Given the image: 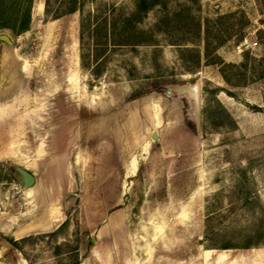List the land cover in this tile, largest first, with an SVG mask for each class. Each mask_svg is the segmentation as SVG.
<instances>
[{"label": "rangeland", "instance_id": "1", "mask_svg": "<svg viewBox=\"0 0 264 264\" xmlns=\"http://www.w3.org/2000/svg\"><path fill=\"white\" fill-rule=\"evenodd\" d=\"M148 3L0 0V264H264V0Z\"/></svg>", "mask_w": 264, "mask_h": 264}, {"label": "water", "instance_id": "2", "mask_svg": "<svg viewBox=\"0 0 264 264\" xmlns=\"http://www.w3.org/2000/svg\"><path fill=\"white\" fill-rule=\"evenodd\" d=\"M2 37L6 38L8 42H11L7 36L3 35ZM98 85H100V83ZM167 93H177L180 95L186 94L190 98V100L192 101V115L196 121L197 126L199 127L201 111V80L197 79L194 83L177 85L172 90H167ZM153 137H157L156 132L154 133ZM17 171L19 172L20 179L25 188H32L36 184V177L33 172L21 166H17Z\"/></svg>", "mask_w": 264, "mask_h": 264}, {"label": "trees", "instance_id": "3", "mask_svg": "<svg viewBox=\"0 0 264 264\" xmlns=\"http://www.w3.org/2000/svg\"><path fill=\"white\" fill-rule=\"evenodd\" d=\"M150 5H151V4L148 3V0H140V4H139V6H138L139 11L141 12V11H145V10H147V9L149 8ZM75 10H76V8L73 7V8L70 10V12H74Z\"/></svg>", "mask_w": 264, "mask_h": 264}, {"label": "crops", "instance_id": "4", "mask_svg": "<svg viewBox=\"0 0 264 264\" xmlns=\"http://www.w3.org/2000/svg\"><path fill=\"white\" fill-rule=\"evenodd\" d=\"M37 8V7H36Z\"/></svg>", "mask_w": 264, "mask_h": 264}]
</instances>
